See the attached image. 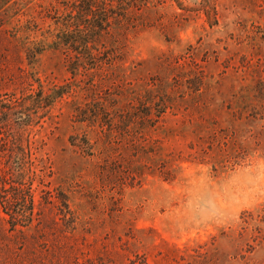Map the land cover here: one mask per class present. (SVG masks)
I'll return each instance as SVG.
<instances>
[{"label": "rangeland", "instance_id": "1", "mask_svg": "<svg viewBox=\"0 0 264 264\" xmlns=\"http://www.w3.org/2000/svg\"><path fill=\"white\" fill-rule=\"evenodd\" d=\"M81 1L0 0V264H264V0Z\"/></svg>", "mask_w": 264, "mask_h": 264}, {"label": "trees", "instance_id": "2", "mask_svg": "<svg viewBox=\"0 0 264 264\" xmlns=\"http://www.w3.org/2000/svg\"><path fill=\"white\" fill-rule=\"evenodd\" d=\"M80 4V3H79ZM95 8V9H94ZM96 11V2L95 0H82L80 5V11L79 14L76 16L81 17L78 21H89L88 25H86L85 32L84 30H80L78 32L73 31H64V34H62L64 38H58V43H62L63 46H70L73 50H81V56L86 55L87 57H91L92 49L94 44V40H92V37L89 39V35L85 34L87 32L93 31L95 32L93 34V37L95 35H98L99 33L103 32V19L100 16L98 12ZM82 23V24H83ZM80 25V24H79ZM82 27H85L82 25ZM68 45V46H67ZM63 94V92H59V94H56V97H60Z\"/></svg>", "mask_w": 264, "mask_h": 264}]
</instances>
